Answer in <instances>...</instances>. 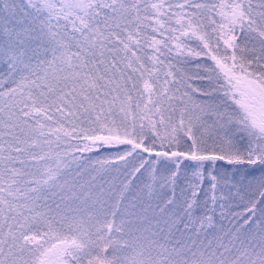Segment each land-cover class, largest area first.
I'll return each mask as SVG.
<instances>
[{"label":"snow or ice","instance_id":"6c2138e0","mask_svg":"<svg viewBox=\"0 0 264 264\" xmlns=\"http://www.w3.org/2000/svg\"><path fill=\"white\" fill-rule=\"evenodd\" d=\"M0 264H264V0H0Z\"/></svg>","mask_w":264,"mask_h":264},{"label":"rangeland","instance_id":"374dc122","mask_svg":"<svg viewBox=\"0 0 264 264\" xmlns=\"http://www.w3.org/2000/svg\"><path fill=\"white\" fill-rule=\"evenodd\" d=\"M3 69L2 68H0V71H2Z\"/></svg>","mask_w":264,"mask_h":264}]
</instances>
